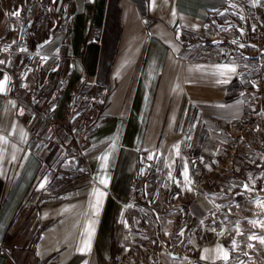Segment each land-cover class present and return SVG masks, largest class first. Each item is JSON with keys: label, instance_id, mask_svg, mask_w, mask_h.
<instances>
[{"label": "crops", "instance_id": "0c3cea01", "mask_svg": "<svg viewBox=\"0 0 264 264\" xmlns=\"http://www.w3.org/2000/svg\"><path fill=\"white\" fill-rule=\"evenodd\" d=\"M252 6L264 0H0L13 47L0 49V264H118L145 190L176 193L151 205L186 224L190 263L230 258L232 221L260 214L231 167L258 156L264 76L251 78L243 29L235 43L213 33ZM261 176L248 190L264 193Z\"/></svg>", "mask_w": 264, "mask_h": 264}, {"label": "rangeland", "instance_id": "374dc122", "mask_svg": "<svg viewBox=\"0 0 264 264\" xmlns=\"http://www.w3.org/2000/svg\"><path fill=\"white\" fill-rule=\"evenodd\" d=\"M255 8H257L258 12L264 10V7L262 8L261 6H252L245 11L243 16H241V25L244 26L243 32L248 39L250 35L249 27L253 25L256 20L254 15L255 12L253 13ZM262 22L264 25V20ZM248 25L249 27H247ZM242 51L248 57H253L248 55L243 49ZM258 101H260L259 98ZM258 104L260 105L259 102ZM90 106V101H88L82 108L87 109ZM86 131H88L87 128ZM247 144L251 149L258 152V156L254 157V159H252L250 162H243L241 160L233 161L234 163L231 167V171L234 172V175H232L234 177V181L242 182V186L244 188V191H238L234 195L238 200L246 199L251 201L249 202V205L257 207V212H260V214L258 215L257 213H253L255 211H251L250 214L254 215V218H246L245 220H242L244 224L240 225V228L244 232L243 235H238L240 229L236 230L235 226L233 225L234 221H232L231 225L229 226L230 230H232L231 232L234 233V236L229 239L232 246V253L227 261L219 264H264V244L260 243L258 239L264 237V215L262 214L264 211V193H261L259 190L254 193L250 190H245L244 187L245 185L250 184L252 179L260 173L262 178H260L259 181L264 182V145L261 144V140L258 138L254 143L250 142ZM74 146L77 147L76 144ZM67 151L70 154L68 157H72V154L75 152V150H72L69 146ZM148 182V187L152 188V177H149ZM214 182L215 180L212 181V183ZM225 183L226 180H221V177H219L214 187L219 190L221 194H227V192H225ZM249 188L252 189V186H249L248 189ZM173 194L175 195L176 193H168L165 195V193H159L156 191V193L152 196L151 191L149 190L140 192V195L137 198V203L139 206V230H137V233L139 238L135 243L136 247L133 248V251L124 254L118 261V264H192L190 263V259L192 258L188 251L190 246L189 238H186L185 235H183L182 239H178L177 237L178 230H180L186 224L183 222L173 223L172 220L166 218V216L171 214L170 212L172 208L161 209L152 207L151 205V201L154 199L167 200ZM251 221H255L256 223L253 224ZM252 236L257 237V239H250ZM204 241L207 243L214 242V239L209 237ZM233 241H235V247L233 246ZM249 244H251L252 247H248Z\"/></svg>", "mask_w": 264, "mask_h": 264}, {"label": "built area", "instance_id": "2783aa9c", "mask_svg": "<svg viewBox=\"0 0 264 264\" xmlns=\"http://www.w3.org/2000/svg\"><path fill=\"white\" fill-rule=\"evenodd\" d=\"M234 15L237 17L230 18L229 21L220 23L219 28L216 29V31L213 33L215 38H225L230 41H234L238 39L239 34L238 32L239 29H243L244 26L241 25V17L235 12V10H231ZM255 12V23L249 27V39L246 38L244 32L243 34V42L242 49L248 54L253 56V64L255 66V69L257 70L258 77L261 79L264 76V25H263V20H264V10L258 12L257 8L253 10V13ZM253 35V36H252ZM0 49L3 52L9 53L13 50L12 44L11 43H4L0 46ZM261 88H264L262 85ZM259 98V103H260V109H259V116L264 123V96L262 93L258 95ZM262 116V117H261ZM260 140L261 144L264 145V129L261 132ZM259 215V214H258ZM236 219L234 220L233 225L235 226L236 230H239L238 235H243L244 232L241 230L240 225L244 224L242 220H245L244 217H235Z\"/></svg>", "mask_w": 264, "mask_h": 264}, {"label": "snow or ice", "instance_id": "6c2138e0", "mask_svg": "<svg viewBox=\"0 0 264 264\" xmlns=\"http://www.w3.org/2000/svg\"><path fill=\"white\" fill-rule=\"evenodd\" d=\"M258 2H259V0H254V3H258ZM153 3H155V0H153ZM19 14H20L19 11L13 13V15H16V16H19ZM233 43H235V41H233ZM240 46H241V47H244V45H240ZM21 51H26V49H21ZM3 63H5V61H0V64H3ZM224 68L227 69V71H230V72H232V73H235V72L237 71V69H236L235 67L224 66ZM220 74H221V75H224L225 73H224V72H221ZM7 79H8V77H7V75H5V76H4V79H3L2 81H0V92H3V91L5 90V83L7 82ZM217 83L227 84V83H229V79L218 80ZM254 86H255V85H254ZM3 139H4V138L0 137V140H3ZM149 158H151V157H149ZM102 159H105V160H106V159H107V156L102 157ZM184 176H185V180L187 181V180H188V173H187V170H185ZM101 182L104 183L105 186H107V180H104V181H101ZM46 183H47V179L45 178V179L41 182V184L39 185L40 189H43V188L45 187V184H46ZM244 187H245V190H248L247 185H245ZM95 191H96V190H94V193H95ZM98 195H99L100 197H103V196H104V193L100 192V193H98ZM99 203H100V201L97 200V204H96V211H97V214H98V212H99ZM257 203H258V201H257ZM251 223L255 224L256 222H255V221H251ZM87 235H88V239H87V241L84 242V243H83V247H81V248L79 249V251L82 252V253H83V252H89V251H91V246H92V245H91V239H92V236L94 235V227H93L91 224L89 225V227H88V229H87ZM250 239H257V237L252 236V237H250ZM258 239H259L260 243L264 244V237H261V238H258ZM233 246H234V247L236 246V245H235V241H233ZM248 247H252V245L249 244ZM217 251H223V249H222V248H218ZM202 258H203V257H202ZM223 258H224L225 260L228 259V254H227L226 251H224V256H223ZM85 264H87L86 261H85Z\"/></svg>", "mask_w": 264, "mask_h": 264}, {"label": "trees", "instance_id": "16d2710c", "mask_svg": "<svg viewBox=\"0 0 264 264\" xmlns=\"http://www.w3.org/2000/svg\"><path fill=\"white\" fill-rule=\"evenodd\" d=\"M258 76V73H255L254 75L251 76V78H256Z\"/></svg>", "mask_w": 264, "mask_h": 264}]
</instances>
